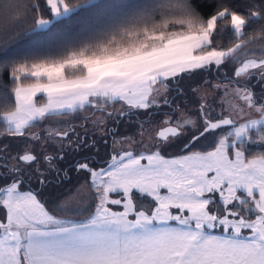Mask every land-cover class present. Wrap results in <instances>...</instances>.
Segmentation results:
<instances>
[{"label": "snow or ice", "instance_id": "1", "mask_svg": "<svg viewBox=\"0 0 264 264\" xmlns=\"http://www.w3.org/2000/svg\"><path fill=\"white\" fill-rule=\"evenodd\" d=\"M257 137L264 0H0V264H264Z\"/></svg>", "mask_w": 264, "mask_h": 264}, {"label": "trees", "instance_id": "2", "mask_svg": "<svg viewBox=\"0 0 264 264\" xmlns=\"http://www.w3.org/2000/svg\"><path fill=\"white\" fill-rule=\"evenodd\" d=\"M76 2H82V0H76ZM98 2L102 6L115 5V4H128V5H132V4L136 3L137 0H98ZM102 10H103V8L98 9V11H102ZM77 26H78L77 22L74 21L73 22V27H77ZM38 39H40L41 41H46L47 40V34L39 36ZM29 43H30V41L21 39L15 45V48L19 49V48L26 47V46H28ZM256 139H257V143L250 145V151H251L252 154H256V153L260 152L261 150H264V145H262L259 142L258 137ZM96 164L99 167V166H102V164H104V163L103 162H96ZM75 177H76V175L73 174V176H72L73 182H74Z\"/></svg>", "mask_w": 264, "mask_h": 264}, {"label": "flooded vegetation", "instance_id": "3", "mask_svg": "<svg viewBox=\"0 0 264 264\" xmlns=\"http://www.w3.org/2000/svg\"><path fill=\"white\" fill-rule=\"evenodd\" d=\"M79 123V121H77V124ZM105 157H106V151L105 149L102 147L101 151L99 153V156L96 158V162H103L105 164ZM103 165V164H102Z\"/></svg>", "mask_w": 264, "mask_h": 264}, {"label": "rangeland", "instance_id": "4", "mask_svg": "<svg viewBox=\"0 0 264 264\" xmlns=\"http://www.w3.org/2000/svg\"><path fill=\"white\" fill-rule=\"evenodd\" d=\"M187 83L188 82H185V85H183V87H187ZM189 107H192V105H189ZM130 131H132V129H130L128 127H125L124 125H121V127H120V132L121 133L130 132ZM102 166H106V165L103 164ZM76 179H77V177H75L74 182H75ZM217 234H219L218 230H217Z\"/></svg>", "mask_w": 264, "mask_h": 264}]
</instances>
